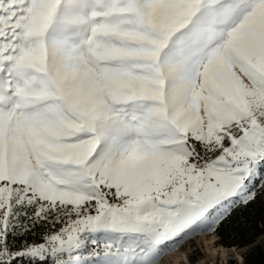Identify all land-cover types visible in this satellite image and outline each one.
<instances>
[{
  "label": "snow or ice",
  "instance_id": "6c2138e0",
  "mask_svg": "<svg viewBox=\"0 0 264 264\" xmlns=\"http://www.w3.org/2000/svg\"><path fill=\"white\" fill-rule=\"evenodd\" d=\"M264 206V0H0V264H160Z\"/></svg>",
  "mask_w": 264,
  "mask_h": 264
},
{
  "label": "trees",
  "instance_id": "16d2710c",
  "mask_svg": "<svg viewBox=\"0 0 264 264\" xmlns=\"http://www.w3.org/2000/svg\"><path fill=\"white\" fill-rule=\"evenodd\" d=\"M216 235L223 246L241 251L242 264H264V206L236 212L216 229Z\"/></svg>",
  "mask_w": 264,
  "mask_h": 264
},
{
  "label": "rangeland",
  "instance_id": "374dc122",
  "mask_svg": "<svg viewBox=\"0 0 264 264\" xmlns=\"http://www.w3.org/2000/svg\"><path fill=\"white\" fill-rule=\"evenodd\" d=\"M213 234L216 235V230L214 232L192 237L180 245V247L170 255L165 256L160 261V264H175V256L181 253H185L188 258V263L185 262L183 264H228L233 260L240 264L243 263L244 260L240 261V259H238V255L242 256L241 251L236 248L230 249L227 247L230 251H228L226 257H223L222 251H214V247L216 248V246L218 247L222 244L218 242L219 240L214 244L206 242V239L209 240Z\"/></svg>",
  "mask_w": 264,
  "mask_h": 264
},
{
  "label": "bare ground",
  "instance_id": "6f19581e",
  "mask_svg": "<svg viewBox=\"0 0 264 264\" xmlns=\"http://www.w3.org/2000/svg\"><path fill=\"white\" fill-rule=\"evenodd\" d=\"M218 241V238L216 235H212L211 238H209V240L206 239V242L208 243H211V244H214ZM219 242V241H218ZM217 250H220L222 251L223 253V257H226L227 256V253L228 251H230V249H228L227 247L223 246V245H219L218 247L216 246V248L214 247V251H217ZM239 254V253H238ZM238 259H240V261H243V257L238 255ZM187 262L188 263V258H187V255L185 253H181V254H178L175 256V259H174V263L175 264H183ZM242 264V263H241Z\"/></svg>",
  "mask_w": 264,
  "mask_h": 264
}]
</instances>
